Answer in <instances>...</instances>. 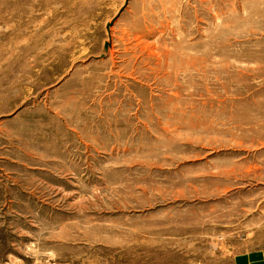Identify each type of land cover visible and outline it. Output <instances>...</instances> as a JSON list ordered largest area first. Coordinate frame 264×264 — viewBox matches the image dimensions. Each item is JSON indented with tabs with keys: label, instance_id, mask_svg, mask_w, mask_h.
Listing matches in <instances>:
<instances>
[{
	"label": "rangeland",
	"instance_id": "rangeland-1",
	"mask_svg": "<svg viewBox=\"0 0 264 264\" xmlns=\"http://www.w3.org/2000/svg\"><path fill=\"white\" fill-rule=\"evenodd\" d=\"M0 264H264V0H0Z\"/></svg>",
	"mask_w": 264,
	"mask_h": 264
}]
</instances>
